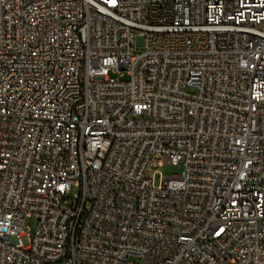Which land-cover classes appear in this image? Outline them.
<instances>
[{
  "label": "built area",
  "instance_id": "obj_1",
  "mask_svg": "<svg viewBox=\"0 0 264 264\" xmlns=\"http://www.w3.org/2000/svg\"><path fill=\"white\" fill-rule=\"evenodd\" d=\"M0 264H264V0H0Z\"/></svg>",
  "mask_w": 264,
  "mask_h": 264
},
{
  "label": "rangeland",
  "instance_id": "obj_2",
  "mask_svg": "<svg viewBox=\"0 0 264 264\" xmlns=\"http://www.w3.org/2000/svg\"><path fill=\"white\" fill-rule=\"evenodd\" d=\"M139 51H143L142 48L139 49ZM158 169V174H156L155 177V184L158 185L161 183V178L162 176H170L175 172H180L183 169L182 164L174 165L172 163H169L166 158H163V164L162 165H157L155 167ZM77 189L74 187L72 194H76ZM37 225V219L35 216H31L27 220V227L30 229V231L33 233L36 229ZM135 259V256L133 257Z\"/></svg>",
  "mask_w": 264,
  "mask_h": 264
}]
</instances>
